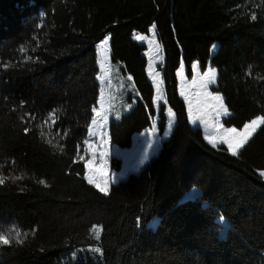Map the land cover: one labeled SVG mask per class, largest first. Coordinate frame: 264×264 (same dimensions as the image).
<instances>
[{
	"label": "trees",
	"instance_id": "16d2710c",
	"mask_svg": "<svg viewBox=\"0 0 264 264\" xmlns=\"http://www.w3.org/2000/svg\"><path fill=\"white\" fill-rule=\"evenodd\" d=\"M153 24L176 124L158 155L105 196L85 179L83 156L101 94L98 45L110 36L134 85L130 112L110 124L111 146L129 148L156 114L146 46L133 39ZM195 64L217 69L226 126L264 116V0H0V173L24 176L0 185V230L27 233L0 245V264H264V127L239 156L213 148L179 92L181 67L192 79Z\"/></svg>",
	"mask_w": 264,
	"mask_h": 264
},
{
	"label": "rangeland",
	"instance_id": "374dc122",
	"mask_svg": "<svg viewBox=\"0 0 264 264\" xmlns=\"http://www.w3.org/2000/svg\"><path fill=\"white\" fill-rule=\"evenodd\" d=\"M137 36L142 37V39H137ZM156 37H157L156 35L155 37H153L152 28H150L147 34H141L135 32L133 35V39L135 42L146 46L144 55L148 60L147 72L149 79L153 83L156 90L155 98H154V106L156 109V114L154 115L153 120H155L159 135L163 136L164 138L162 140H159L157 144L154 145L153 149L151 150L148 149L147 144L150 137L146 135V133H148V130L152 127L151 125L149 128L143 130L144 132L142 131L133 136L131 147L121 148L118 146H111L112 148L110 150V155H108L109 163H108L107 171L104 173V176L105 178L110 179L113 175H115L117 178V182L113 183L114 185H117L120 182L127 180L131 175L139 174L143 170V168L158 155L162 144L171 137L173 132L172 130L170 135L165 136L164 133L166 132L167 124L164 129L161 130L159 128V122H160L159 115L162 106L164 105V100L166 99V96H165V89H164L162 70H161V67L163 66L162 48L158 43ZM101 44L102 43L98 45V53L100 59L99 77L104 76L103 85L101 84V80L99 79L101 84V94L103 90V108H101V103H100L101 94H100L99 105L97 110L101 111L102 115L101 117H96V119L98 120V124L96 126L91 125L92 130L93 132L96 133V135L91 136L90 140L94 141L95 139L99 138L100 144L97 145L96 148L98 151H102V150L105 151L108 148L106 144L107 143L106 128L108 127L112 118L116 120H120L124 114L130 112L133 102L135 103L134 100L135 90H134V85L130 82L128 77H126L122 73L120 65L113 62L112 60V54L110 50V39L108 45L105 46L107 51H105V49H102L100 47ZM215 50H216V45L215 48H212L213 53L215 52ZM102 61L105 64L103 70L101 69ZM209 67H212L211 64H209L207 68L204 70L198 67L194 73L193 79H189L185 73L183 74L179 71V92L186 102L188 112H189V105H191V113L189 112L190 123L192 127L202 129L203 136L207 142L208 140L206 139V136L216 134V128L213 127V124H217V126L219 124L223 125V128L219 129L220 133H223L224 129L233 128V127H228L223 123V121L227 117H229L230 112L228 115L221 114L217 117L216 110L213 107L215 101H213L211 97L208 95V93H211L212 95L218 94L222 96L221 94L213 92L212 90V88L215 87L217 84L218 72L215 83L209 84L207 86V89H205V87L203 86L204 84L203 73L206 72ZM193 81H195V83H193ZM158 84H159V92L157 91ZM158 96L162 97L163 99L157 100ZM157 104L159 105V107H157ZM103 115H107L108 117L106 124L103 123L102 121ZM117 115L119 116L118 119L116 118ZM165 115L167 121V110L165 112ZM193 119H196L195 124L192 122ZM153 120H152V124H153ZM204 121H207L208 123L205 124ZM175 124H176V118L174 121V126ZM237 130H242V128ZM220 146L227 147V145L225 144L217 145V147ZM145 153H148L147 160L144 159ZM83 156L87 157V159L89 160L91 159V157L87 156L85 152H83ZM113 159L121 161L120 169L117 170L112 168L111 162ZM101 164H102V160L100 158V154H98V157L95 158V160L93 161V165L95 168H99ZM196 191L198 190L186 194L182 199V201H186L188 199L193 198ZM221 222H224V220ZM222 235H224V233H222Z\"/></svg>",
	"mask_w": 264,
	"mask_h": 264
},
{
	"label": "snow or ice",
	"instance_id": "6c2138e0",
	"mask_svg": "<svg viewBox=\"0 0 264 264\" xmlns=\"http://www.w3.org/2000/svg\"><path fill=\"white\" fill-rule=\"evenodd\" d=\"M251 18L255 19L256 17L253 15ZM152 34H153V37H155V35H156V25L155 24L152 25ZM109 39H110V36L106 37L103 40L102 44L100 45V47L102 49H105V51H107L105 46L108 45ZM137 39H142V37L137 36ZM213 48H215V45L213 46ZM19 51L22 54L27 53V48L22 46L19 49ZM105 59H106V57H105ZM26 60L33 61V57L30 55H27ZM104 67H105V64L102 61L101 62V69L103 70ZM216 76H217V71L213 67H209L207 69V71L203 73V80H204L203 86L205 87V89H207V86L209 84L216 82ZM98 79L101 80V84L103 85L104 76L98 77ZM128 79L131 80V77H128ZM161 83H162V81H161ZM193 83H195V81H193ZM157 91L159 92V84L157 85ZM208 95L211 97V99L213 101H215V104L213 105V107L216 110V116L217 117L221 114H223V115L229 114V110H228L227 106L224 104V99L222 96H220L218 94L212 95L211 93H208ZM160 99H163V98L158 96L157 100H160ZM100 103H101V108H103V90H102V94H101ZM164 103L166 104L167 101L164 100ZM129 107H130V105H129ZM157 107H159L158 104H157ZM92 111L96 114V116L93 117V119L91 121V125L96 126L98 124V120L96 119V117H101L102 113H101V111H98L96 108H93ZM189 112L191 113V105H189ZM54 116H55V111H53L52 113L49 114V120L52 121V124L55 123V120L53 119ZM116 118L118 119L119 116L117 115ZM32 119H35V117H32ZM107 120H108L107 115H103L102 116L103 123L106 124ZM174 121H175V113L171 110V108H168L167 109V126H166V132L164 133L165 136L171 134L173 127H174ZM25 122L27 123V121H25ZM192 122L195 124L196 119H193ZM204 123L207 124L208 122L204 121ZM44 124H48V120H45ZM40 127H41L40 135L43 137V136H45V133L43 131V125H41ZM213 127L216 128V134L206 136L208 143L213 148H216L218 144H225V145H227V150L230 152V154L232 156H239L241 149H243L245 147V145H247L249 143V141L253 138V136L256 134V132L261 127H264V116H258L256 118L252 119L251 121L245 123L242 130H237L236 128H228V129H224L223 133H220L219 129L223 128L222 124H219L218 126H217V124H213ZM24 131L27 134V132L30 131V129L25 128ZM88 134L90 136L96 135V133L93 132L91 126L88 129ZM146 135H148L150 137L148 144H147V148L150 150L153 149L154 145H156L159 140H162L164 138L163 136L159 135L155 120H153L152 127L148 130V133H146ZM46 142L49 144H52L51 140H47ZM84 143L87 144L88 149H92L93 146L91 143H89V141L85 140ZM107 156H108L107 150L102 151L100 153V158L102 160V164L99 166V168H95L93 165V161L96 158L94 152L92 154V160L87 161L85 164V167L88 170L87 174L85 176V179L87 180V182L89 184L93 185L95 188H97L98 191L103 193V195H105V196H108L110 194V185L117 182V178L115 175H113L110 179L105 178V176H104V173L107 171V159H106ZM81 159H83V157H81ZM144 159L145 160L148 159V153H145ZM259 175L262 178H264V171H260ZM9 179H11L13 182H15V181L24 179V176L19 175V176H14V177H8V176H5L2 173H0V185H3L5 183V181L9 180ZM39 183L43 184L45 187L48 186L44 180H40ZM220 219H221V221H223V219H224L223 216H221ZM102 231H103V227L99 226V225H94L91 228V232L94 234L95 239H97V240H99L101 238L100 234ZM26 238H27V233H23V238H22L21 231L15 227H13L10 230H0V245H10L13 241H15V243H17V244H23L24 240ZM89 250L92 252L100 253L101 255H103L102 249L99 247H95V248H92Z\"/></svg>",
	"mask_w": 264,
	"mask_h": 264
},
{
	"label": "crops",
	"instance_id": "0c3cea01",
	"mask_svg": "<svg viewBox=\"0 0 264 264\" xmlns=\"http://www.w3.org/2000/svg\"><path fill=\"white\" fill-rule=\"evenodd\" d=\"M199 66L197 65V64H195V66H194V69H193V78H194V73H195V71H196V69L198 68ZM162 68V67H161ZM147 70H148V68H147ZM180 72L181 73H185V71H184V68L183 67H181V69H180ZM129 77V76H128ZM192 78V79H193ZM131 81V80H130ZM155 92H156V90H155ZM155 98V97H154ZM166 100V99H165ZM167 101V100H166ZM99 105V104H98ZM164 107H165V111L167 110V108H169L168 107V105H167V103L165 104L164 103V105H163ZM110 124H111V122L109 123V125H108V127L106 128L107 129V138H106V144H107V146H108V148H107V152H108V155H110V150H111V139H110ZM101 129V128H100ZM144 132V131H143ZM90 138H91V136L89 135V138H88V141H89V143H91L92 144V149H88V146H87V144H86V146H85V149H84V152H85V154L87 155V156H90L91 157V159L90 160H92V154H93V152L95 153V157L97 158L98 157V154H100L102 151H104V150H102V151H98L97 150V148H96V146L97 145H99L100 143H99V138L98 139H95L94 141H91L90 140ZM93 138H95V137H93ZM97 143V144H96ZM226 147V146H225ZM227 148V147H226ZM161 149V148H160ZM106 159H107V167H108V163H109V160H108V156L106 157ZM88 161H89V159H88ZM88 171V170H87ZM87 174V173H86ZM111 175V174H110ZM114 184H111L110 185V190H111V187L113 186ZM103 194V193H102Z\"/></svg>",
	"mask_w": 264,
	"mask_h": 264
}]
</instances>
